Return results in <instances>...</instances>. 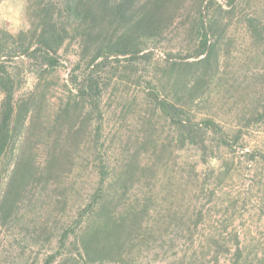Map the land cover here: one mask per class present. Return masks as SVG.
I'll use <instances>...</instances> for the list:
<instances>
[{"label": "trees", "instance_id": "obj_1", "mask_svg": "<svg viewBox=\"0 0 264 264\" xmlns=\"http://www.w3.org/2000/svg\"><path fill=\"white\" fill-rule=\"evenodd\" d=\"M261 1L252 11V0H27L29 27L16 34L0 31V243L3 233L15 243L31 230L33 238L47 243L56 236V247L42 264H136L140 255L148 264H220L223 258H230L227 264H250L238 237L229 246L222 234H211L207 253L192 251L205 221L202 210L183 212L175 197L154 187L166 145L154 149L147 163L141 154L155 145L158 121L172 128L180 152L198 153L205 166L216 159L217 149L245 148V129H229L212 117L198 120L193 106L212 90L224 61L230 65L236 40L229 31L236 18L249 35L250 55L229 83L251 92L244 127L264 123ZM179 35L189 44L186 54L170 55L161 79L138 74L139 64H151V48ZM71 55L77 60L62 84L64 97L53 103L58 70ZM116 78L117 83L134 78L143 86L146 105L138 136L127 142L121 166L113 168L101 152V106ZM121 102L127 110L135 103ZM85 149L93 158L82 156ZM244 156L264 162L263 152ZM85 161L94 162L96 181L85 207L62 224L55 214H66L77 184L71 175ZM183 166L190 168L191 179L200 180L201 192L210 189L212 176L223 181L231 170L228 164L211 168L200 178L194 165ZM157 203L163 212L151 218ZM46 204L52 209L46 220L26 221L24 210L33 214L32 208ZM16 228L28 232L20 236ZM259 262L264 264L263 256Z\"/></svg>", "mask_w": 264, "mask_h": 264}, {"label": "rangeland", "instance_id": "obj_2", "mask_svg": "<svg viewBox=\"0 0 264 264\" xmlns=\"http://www.w3.org/2000/svg\"><path fill=\"white\" fill-rule=\"evenodd\" d=\"M261 0H252L251 10L255 11L260 8ZM27 0H0V31L5 30L11 34H16L21 29L29 27L28 17L26 15ZM234 23L229 31V36L235 38V46L232 55L229 58L230 65L224 61L220 70V76L213 83L212 90L204 99L196 102L193 106L194 112L198 120L204 117H212L229 129H245L242 150L236 147L235 152L224 149L223 147L215 151L216 159L205 166L199 160V154L196 152H180L175 144L174 131L163 121L156 123V132L154 134L155 145L149 151L144 150L141 154L143 163L153 160L152 151L161 144L166 145L169 149L164 159L157 166L154 187L162 195H170L175 197L178 205L185 212L188 209L198 208L203 212L204 222L200 228L199 235L195 238V245L192 251L198 253H207L209 250V238L211 234H222L223 239L229 246L232 245L233 239H240L241 248L245 251L250 264H260L259 259L264 257V162L261 158L257 161L248 162L245 153L263 152L264 153V123L253 125L248 128L244 127L246 122L242 119L243 110L249 105L248 95L249 89L246 86L236 88L237 85L230 86V78L233 74L244 68L248 63L250 55L249 44L250 38L245 28ZM174 36V34H173ZM189 44L183 37H172L170 42L165 41L163 45L149 51H154L155 56L149 65L139 64L137 66L138 74L144 76L145 79L154 77L161 79L164 69L167 66V60L170 55L186 54L183 49ZM76 57L71 55L63 61L64 67L58 70V81L53 92V103L57 102L59 97H64L65 90L62 84L67 81L68 74L74 67ZM124 64V63H123ZM122 69V66H120ZM125 78L114 79L111 87L104 93L102 101V125L104 148L101 152L107 155V159L113 168L120 167L122 164V154L126 153L127 142L133 144V139L138 136L140 127V118L144 116V99L146 93L143 86H138ZM117 87V89H116ZM168 92L171 86L167 87ZM122 98L132 99L135 101L130 110L124 108L121 104ZM56 106H51L53 112ZM126 109V114H121ZM125 111V110H124ZM129 137L131 139L129 140ZM84 158L92 157L90 151L85 149L82 152ZM127 156V155H126ZM93 158V157H92ZM190 163L195 166L200 178L204 175V171L211 168H224L227 164L231 167L229 175L225 180L220 181L214 175L209 180V188L201 192L200 180L191 179L192 172L189 167H184V163ZM96 170L94 162L85 161L82 166L77 167V171L71 175L72 181H76V186L70 192V203L66 209V214L56 212L58 221L69 222L75 217L79 208L85 207V200L91 185L96 181ZM198 175V174H197ZM209 190V193L207 192ZM160 195L161 197H163ZM165 205V201H159ZM50 204L41 205L30 210H24L26 221L32 223V219L41 222L46 220L47 215L51 212ZM203 205V206H202ZM50 211V212H49ZM163 212L161 207L157 205L151 206V218L157 217L158 213ZM52 214V213H51ZM59 216V218H58ZM54 219L51 220L50 224ZM63 230L55 231L58 235ZM22 236L28 231L16 228L15 233ZM31 230L22 239L21 242H12L11 238L1 235L0 243V260L1 264H42L45 259L56 247V236L53 241L47 243L44 239L34 237ZM20 238V237H19ZM17 238V239H19ZM37 239V240H35ZM233 240V241H232ZM12 242V246L9 245ZM196 249V250H195ZM234 251V250H233ZM141 259L136 264H148L145 258L140 255ZM230 258L221 259L220 264H227Z\"/></svg>", "mask_w": 264, "mask_h": 264}]
</instances>
